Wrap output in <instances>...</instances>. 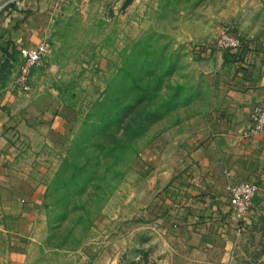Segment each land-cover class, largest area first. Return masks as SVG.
<instances>
[{"label": "rangeland", "instance_id": "rangeland-1", "mask_svg": "<svg viewBox=\"0 0 264 264\" xmlns=\"http://www.w3.org/2000/svg\"><path fill=\"white\" fill-rule=\"evenodd\" d=\"M74 1L61 0L26 83L18 57L0 61L1 84L53 87L76 113L69 138L57 149L44 143L43 160L25 170L44 185L43 217L23 257L1 252L0 264H217L183 228L154 223L148 167L154 154L182 159L212 108L217 37L227 29L247 42L252 0H132L125 10L124 0Z\"/></svg>", "mask_w": 264, "mask_h": 264}, {"label": "crops", "instance_id": "crops-1", "mask_svg": "<svg viewBox=\"0 0 264 264\" xmlns=\"http://www.w3.org/2000/svg\"><path fill=\"white\" fill-rule=\"evenodd\" d=\"M121 1L105 0L104 8H119ZM62 6L61 0H0V61L7 54L18 57L17 68L19 49L46 42ZM241 31L247 42L240 59L225 61L217 49L210 54L214 101L180 162L154 154L148 167L150 206L160 210L154 223L183 228L196 244L216 252L217 264H264V131L246 136L253 109L264 108V0L247 4ZM59 93L53 87L21 92L19 84L0 82V253L14 262L43 217L44 185L25 170L43 160L49 150L44 143L60 147L75 122L71 99ZM231 180L258 183L244 218L230 209ZM240 248L247 250L243 258Z\"/></svg>", "mask_w": 264, "mask_h": 264}, {"label": "built area", "instance_id": "built-area-1", "mask_svg": "<svg viewBox=\"0 0 264 264\" xmlns=\"http://www.w3.org/2000/svg\"><path fill=\"white\" fill-rule=\"evenodd\" d=\"M245 42L230 33L227 29L220 32L217 37L216 45L219 50L236 51L245 46ZM46 53V43L41 42L35 48H20L19 54L22 64L19 65L20 83H26L29 71L37 66ZM250 128L246 136L264 131V108L257 106L250 114ZM228 203L230 209L240 218H244L250 211L253 198L258 190V183L252 181L231 180L226 185Z\"/></svg>", "mask_w": 264, "mask_h": 264}, {"label": "trees", "instance_id": "trees-1", "mask_svg": "<svg viewBox=\"0 0 264 264\" xmlns=\"http://www.w3.org/2000/svg\"><path fill=\"white\" fill-rule=\"evenodd\" d=\"M244 48V47H243ZM243 48H241L240 50H236V51H229V50H225L224 52V58H225V61L226 60H238L241 58L242 56V53H243ZM7 54V53H6ZM7 56H10L7 54ZM5 66H3V68L1 69L0 68V76L2 74V72L5 71Z\"/></svg>", "mask_w": 264, "mask_h": 264}, {"label": "water", "instance_id": "water-1", "mask_svg": "<svg viewBox=\"0 0 264 264\" xmlns=\"http://www.w3.org/2000/svg\"><path fill=\"white\" fill-rule=\"evenodd\" d=\"M132 0H124L122 5H121V10H125V8L129 5V3L131 2Z\"/></svg>", "mask_w": 264, "mask_h": 264}]
</instances>
